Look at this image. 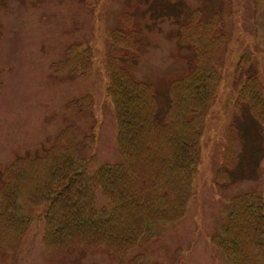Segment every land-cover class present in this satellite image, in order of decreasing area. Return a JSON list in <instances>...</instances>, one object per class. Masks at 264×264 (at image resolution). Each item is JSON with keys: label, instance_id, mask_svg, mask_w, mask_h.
<instances>
[{"label": "trees", "instance_id": "16d2710c", "mask_svg": "<svg viewBox=\"0 0 264 264\" xmlns=\"http://www.w3.org/2000/svg\"><path fill=\"white\" fill-rule=\"evenodd\" d=\"M204 16L199 9L190 14L203 25L201 31L188 30L185 24L178 27V41L191 50L193 59L189 58L186 75L169 84L165 104L150 84L135 81L123 68L134 46L126 33L133 16L122 18V30L109 37L105 88L113 108L119 162L88 175L82 149L84 143L93 145V132L78 144L68 127L44 156H25L10 164L0 177L4 257L17 260L30 228L37 225L48 257L78 248L100 251L116 264H147L135 251L156 239L164 226L184 219L192 179L202 161L206 117L222 83L216 64L226 36L217 12ZM69 52L55 72L75 78L88 75L92 51L75 46ZM250 63V57H243L234 77ZM71 104L85 111L92 99L84 95ZM232 108L236 118L228 130L223 166L216 173L218 193L249 173L243 165L244 128L251 124L258 132L254 140L258 145L264 140V95L255 73L244 78ZM246 117L249 124L239 126ZM98 195L106 204L98 205ZM208 242L227 264H264V192L229 200L223 223Z\"/></svg>", "mask_w": 264, "mask_h": 264}, {"label": "rangeland", "instance_id": "374dc122", "mask_svg": "<svg viewBox=\"0 0 264 264\" xmlns=\"http://www.w3.org/2000/svg\"><path fill=\"white\" fill-rule=\"evenodd\" d=\"M197 9L204 18L213 12L220 16L226 46L216 67L222 83L206 117L202 161L192 179L184 219L164 226L156 239L135 251L147 264H227L210 246V236L223 223L229 200L264 192V140L254 142L259 134L247 117L239 126L249 124L245 135L240 134L249 173L221 193L215 188L228 130L236 118L232 103L250 72L257 75L264 95V0H0V177L16 157L44 156L68 127L78 144L93 132V145L84 143L82 149L90 160L89 175L102 164L117 162L116 125L105 93L110 35L122 30V18L133 16L126 30L133 56L123 61V68L135 81L150 84L165 104L169 84L186 75L193 59L178 41V27L201 31V22L190 17ZM75 46L92 51L91 71L78 78L59 75L56 66ZM243 56L250 57L251 67L236 78ZM84 95L91 97L92 105L78 111L71 102ZM104 204L99 195L98 205ZM41 231V226H32L18 259L0 252V264H116L100 251L78 248L54 258L44 256Z\"/></svg>", "mask_w": 264, "mask_h": 264}]
</instances>
